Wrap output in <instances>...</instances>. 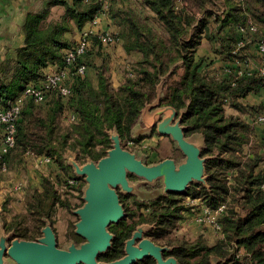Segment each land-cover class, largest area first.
Returning a JSON list of instances; mask_svg holds the SVG:
<instances>
[{"label":"trees","instance_id":"obj_1","mask_svg":"<svg viewBox=\"0 0 264 264\" xmlns=\"http://www.w3.org/2000/svg\"><path fill=\"white\" fill-rule=\"evenodd\" d=\"M137 1L143 11L129 3L133 0H110L106 10L101 0H52L45 10L28 13L25 44L15 58L0 63V111L16 104L29 85H40L50 66H57L51 71L66 67V54L78 42L66 35L74 28L82 31L105 12L116 21L118 31L110 46L102 34H89L87 50L69 66L68 96L56 90L43 102L25 96L16 122L15 146L7 153L0 150V172L6 173L3 163L9 170L11 164L21 166L31 155L48 157L51 173L42 178L43 193L53 196L54 205L71 206L60 193L68 179L75 177L65 155L72 151L82 163L88 158L98 161L112 147L108 131L114 129L122 142L141 141V136L133 137V129L162 84L161 105L185 110L186 136L204 137L202 156L211 157L206 163L208 186L194 183L185 193L157 196L146 204L152 212L140 214L138 220L137 213L125 207V218L110 226L113 245L99 260L122 258L125 241L136 227L150 224L153 227L146 236L173 247L164 256L176 257L179 264H264V135L257 136L254 126V122L263 124L258 118L263 116L264 104L249 106L242 101L264 89V78L257 73L238 76L243 68L240 62L260 57L259 49L256 56L251 55L250 46L264 42V0ZM54 6L65 8L58 21L50 19ZM213 21L220 25V34L229 32L233 41L222 51L225 66L220 69H212L215 62L198 56L203 40L213 39ZM240 40L246 43L236 53ZM116 42L122 44L126 56L119 57L111 47ZM131 51L139 52L141 59L129 61ZM81 64L87 66L84 74L78 70ZM122 67L123 77L114 85L112 69ZM227 106L238 113L228 114ZM4 136L1 124L0 145ZM191 198L211 208L226 204L220 217L222 231L214 244L203 235L172 238L179 225L195 214L196 206L188 204ZM27 211L38 218L43 215L32 207ZM46 215L51 218L52 213ZM5 228L10 230L6 222ZM17 236L23 237L20 232ZM136 264L157 263L146 258Z\"/></svg>","mask_w":264,"mask_h":264},{"label":"water","instance_id":"obj_2","mask_svg":"<svg viewBox=\"0 0 264 264\" xmlns=\"http://www.w3.org/2000/svg\"><path fill=\"white\" fill-rule=\"evenodd\" d=\"M162 84L157 88V98L142 110L141 119L145 126L142 132L154 127L162 136H169L182 151L184 159L165 158L153 164L144 162L137 152L123 147L116 129L108 131L112 147L98 161L88 158L84 163L78 160L76 152H68V164L74 174L85 179L83 187L84 204L74 210L78 216L75 233L83 238L79 244L71 241L65 248L58 246L57 233L50 221L42 228V235L36 240L15 238L9 242L5 224L0 221V264H136L152 258L157 264H179L174 256L165 257L173 247L162 246L146 237L153 226L141 224L125 241L124 256L105 262L99 260L112 247L115 235L110 231L112 224L119 223L126 216L121 194L143 195L142 185L163 184L162 193L182 194L194 183L208 186L206 163L211 157H203L204 137L200 134L186 136L183 124L185 110L161 105ZM139 180L133 183L130 176ZM214 264V262H213Z\"/></svg>","mask_w":264,"mask_h":264},{"label":"rangeland","instance_id":"obj_3","mask_svg":"<svg viewBox=\"0 0 264 264\" xmlns=\"http://www.w3.org/2000/svg\"><path fill=\"white\" fill-rule=\"evenodd\" d=\"M129 3L133 4L139 11H143L142 6H140L137 0H133L132 3ZM64 13L65 8L61 6L59 8H55L54 12L51 14L53 15V19L56 21L61 19V16ZM211 26V35H213V39L210 40L205 38L203 40L198 56L205 58L208 62H217L219 59L220 62H224V60H222V51L229 48L231 43H233L232 35L227 31H224L222 34H220V25H218V23L214 21L211 23ZM220 36H224L229 39H227L226 41H222L220 39ZM236 37L237 35L234 36V39ZM68 38L71 42H77L79 39V34L76 33V36L72 35ZM115 44H117V42ZM108 46L110 45L108 44ZM206 48H209L211 52H205ZM123 70V67L112 69L111 79L113 80V84L115 80L120 81L119 79L123 77ZM116 83L117 82H115V84ZM227 113L235 114L238 113V111H236L231 106H227ZM143 125L144 124L140 117L133 129L132 135L136 139L141 136L142 140L135 142L129 141V143L123 142L122 144L125 149L137 152L141 157H143L144 162L147 164H153L163 158H174L177 161H181L182 159H184L182 151L176 147L175 143L169 136H163V139H158L162 135L158 134L156 127H154L148 133L140 134L138 130L142 129ZM146 138L152 140V144L149 145L145 143L144 141ZM13 159H15V156H13ZM65 160L68 164L67 154L65 155ZM80 163L82 164V162ZM50 173L51 170H49V174ZM29 177L30 176L28 174V168L26 166L24 167L23 165L19 166V168L16 170L13 167V164H11L8 172H0V221H3L4 224L6 222L8 225H10V230H6L7 234H10L9 242L15 238L26 240H36L40 238L42 235L41 230L45 226L47 221H53V224L52 222L51 224L53 225L57 233L58 246L60 248L67 247L72 240L77 242L78 240H76L75 236L78 235L75 233V223L78 221V216L74 214L73 211L84 204L83 187L86 184L85 179L83 177H78L75 175V179L77 180L75 186L65 183L63 187L64 189H60L62 197L68 199L71 205L63 206L60 202H57L54 205L53 196H49L48 194L43 193L42 179L39 181H33V186H31V181L26 182ZM131 180L133 181V183H137L139 179L132 175ZM7 184L10 186L12 193L4 188ZM2 185L4 186L2 187ZM141 189L143 191V195L140 196L131 194L125 195L120 193L124 208L126 207L129 213H137V215L135 216L136 220H138L140 214L149 215L152 212L153 208L147 206L146 204L155 197L163 194V184L161 181H158L154 185H142ZM188 204L190 206H192L191 204H194L193 206H196L194 210L195 214L187 218L186 221L179 225V227L173 232L172 238L195 239L199 235H203L205 236V239L208 243H215L217 237V234L215 232L209 230L207 227H203L201 231H199L198 229L201 226H198L196 224L192 225V223H190V219H192L197 212L199 213V206H201L202 208L201 202L199 200H194L191 198ZM30 207H32L34 211H37L39 215L43 214L42 217H39V219L38 217L33 216V214L31 215V213L27 211ZM49 212L52 213L51 218H48V216L46 215ZM190 225L196 227V231L194 230L191 233L188 228ZM18 232H20L23 237L17 236ZM77 243L79 244L80 242ZM9 264H14V262L10 259Z\"/></svg>","mask_w":264,"mask_h":264},{"label":"crops","instance_id":"obj_4","mask_svg":"<svg viewBox=\"0 0 264 264\" xmlns=\"http://www.w3.org/2000/svg\"><path fill=\"white\" fill-rule=\"evenodd\" d=\"M51 1L52 0H0V63L4 59L15 58L17 55L18 49L25 44L24 25H25L28 13L41 12L45 10ZM59 7L61 6L52 7V13L54 12L55 8H59ZM50 19H53L52 14L50 15ZM95 19L96 20H94L93 22L87 23L82 31H78L77 28H74L71 32L67 33L66 35L70 37L72 35L76 36V33H78L79 39H80L82 35L86 32L93 33V34L99 33L103 35L105 33L114 34L116 33V31H118V25L116 24V21L110 18L107 14H100ZM113 46L115 47V52L117 53L118 56L123 57L127 55L121 43L114 44ZM257 46H258L257 44H251L250 46L251 55L256 56L258 54ZM199 52H200V49L198 51V54ZM205 52L208 53L211 51L209 48H206ZM139 59H141V54L139 52L131 51L129 53V60L136 61ZM252 61H256V59H253ZM223 66H225V62H220V59H219L217 62L214 63V66H212V69H220V67H223ZM240 66H242V64H240ZM53 69H55V66H50L46 70V72H49ZM89 76H91V78L95 76V72L91 68L89 69ZM115 82H117L116 85L119 83V81L117 80H115ZM242 101L245 105H249V106H258V105L264 104V89L260 93L249 95L246 99ZM262 114L264 116V112ZM254 126H255V132L257 136L258 135L263 136L264 135V125L258 122L256 123L254 122ZM144 128L145 126L143 125V128L139 129L138 132H140V134H144V132H142ZM158 139H163V136H160V138ZM151 141L152 140H149L148 138H146L144 142L150 145L152 144ZM40 161H42L40 157L31 155L27 157L25 159V162L22 164L24 167L26 166L28 168V174L30 177L27 179L26 182L31 181L30 183L31 186H33V181H39L43 177L50 175L49 174L50 169L48 168L51 167V162L50 164L43 163L40 167L38 165L39 164L38 162ZM14 168L17 170L19 166L15 164ZM3 186L4 185H2V187ZM4 188L10 193H12V190L8 184ZM190 223H192V225L196 224L198 226H201L198 229L199 231H201L203 227L204 228L207 227L209 230H212L214 232L212 227L201 225L197 223L195 220H193V218L190 219ZM192 225L188 227L191 233L196 228V227H193Z\"/></svg>","mask_w":264,"mask_h":264},{"label":"built area","instance_id":"obj_5","mask_svg":"<svg viewBox=\"0 0 264 264\" xmlns=\"http://www.w3.org/2000/svg\"><path fill=\"white\" fill-rule=\"evenodd\" d=\"M104 3V10L108 8V3L110 0H101ZM102 14H106L103 12ZM96 20V19H95ZM96 22V21H95ZM254 31L255 28H252ZM89 34L88 32L84 33L82 37L77 42L76 48L74 50H69L66 54V67L61 68L60 70L50 71L46 74V79L40 85H29L22 97L19 98L16 104H12L7 110L0 111V125H5V136L4 142L0 145V150L3 153H7L11 148L15 146L16 143V122L20 116L22 104L26 95L33 96L37 102H43L52 90H56L62 96H68L71 92L69 86V66H71L78 55L83 54L89 46ZM105 44L113 43L115 41V35L110 33L103 34L102 37ZM245 41L238 42V48L234 52H238L239 47L245 45ZM260 52V57L256 61H252L251 57H248L244 61L240 62L242 64L241 70L239 71L238 76H249L253 73H257L259 76L264 78V42L258 45ZM249 54V53H248ZM57 68V66H55ZM87 69L85 64H81L78 68L79 73L84 74ZM229 103V101L227 102ZM259 122L264 124V116L258 118ZM42 161L38 162L39 166L43 163L52 162L50 158L45 157L41 158ZM2 172H7L8 168L6 163L2 164ZM77 180L75 177L68 179V183L72 186H75ZM190 201V200H189ZM226 204L222 203L216 208H211L208 206H202L201 211L197 213L193 220L197 223L205 226H210L213 228L214 232L219 235L222 231V223L220 222L221 215L226 211Z\"/></svg>","mask_w":264,"mask_h":264},{"label":"flooded vegetation","instance_id":"obj_6","mask_svg":"<svg viewBox=\"0 0 264 264\" xmlns=\"http://www.w3.org/2000/svg\"><path fill=\"white\" fill-rule=\"evenodd\" d=\"M137 228V227H136ZM134 232V231H133ZM146 235V234H145ZM147 237V236H146ZM149 238V237H148Z\"/></svg>","mask_w":264,"mask_h":264}]
</instances>
